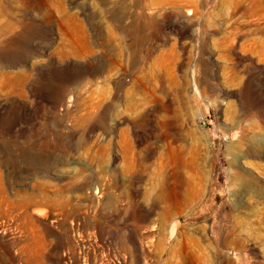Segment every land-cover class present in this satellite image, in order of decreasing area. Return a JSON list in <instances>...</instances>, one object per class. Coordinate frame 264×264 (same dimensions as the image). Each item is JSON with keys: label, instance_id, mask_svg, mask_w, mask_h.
Wrapping results in <instances>:
<instances>
[{"label": "rangeland", "instance_id": "obj_1", "mask_svg": "<svg viewBox=\"0 0 264 264\" xmlns=\"http://www.w3.org/2000/svg\"><path fill=\"white\" fill-rule=\"evenodd\" d=\"M257 59L264 0H0V264H264Z\"/></svg>", "mask_w": 264, "mask_h": 264}, {"label": "crops", "instance_id": "obj_2", "mask_svg": "<svg viewBox=\"0 0 264 264\" xmlns=\"http://www.w3.org/2000/svg\"><path fill=\"white\" fill-rule=\"evenodd\" d=\"M256 69L252 70L251 75L253 78H255L256 80V84H257V88L253 89L254 92L258 93L261 90L264 89V66L261 67L260 64L264 65V60H256ZM247 74H249V72L247 71H235V78L237 79V84L235 87H238V89H241L243 87L244 84V80L247 77ZM229 86L233 87L232 83H233V74L230 71V75H229ZM254 116L256 115L255 112L253 113ZM258 116V115H256ZM258 119V118H256Z\"/></svg>", "mask_w": 264, "mask_h": 264}, {"label": "built area", "instance_id": "obj_3", "mask_svg": "<svg viewBox=\"0 0 264 264\" xmlns=\"http://www.w3.org/2000/svg\"><path fill=\"white\" fill-rule=\"evenodd\" d=\"M199 123L202 127H206L209 124V120L203 116L199 118Z\"/></svg>", "mask_w": 264, "mask_h": 264}, {"label": "bare ground", "instance_id": "obj_4", "mask_svg": "<svg viewBox=\"0 0 264 264\" xmlns=\"http://www.w3.org/2000/svg\"><path fill=\"white\" fill-rule=\"evenodd\" d=\"M234 135V134H233ZM175 224V222H172L171 223V225H170V227L172 228V226ZM173 229V228H172ZM169 231H171V230H169ZM172 232V231H171Z\"/></svg>", "mask_w": 264, "mask_h": 264}, {"label": "water", "instance_id": "obj_5", "mask_svg": "<svg viewBox=\"0 0 264 264\" xmlns=\"http://www.w3.org/2000/svg\"><path fill=\"white\" fill-rule=\"evenodd\" d=\"M178 222V220H175V224ZM174 227V226H173Z\"/></svg>", "mask_w": 264, "mask_h": 264}]
</instances>
